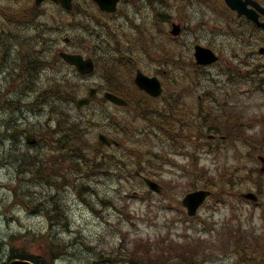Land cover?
Instances as JSON below:
<instances>
[{"label": "rangeland", "instance_id": "374dc122", "mask_svg": "<svg viewBox=\"0 0 264 264\" xmlns=\"http://www.w3.org/2000/svg\"><path fill=\"white\" fill-rule=\"evenodd\" d=\"M6 1L13 16L0 12V263L8 261L11 250L18 248L40 255L46 264H140L149 254L140 257L144 250L156 255L162 253L161 249L169 255L171 264H183L187 255L190 261L199 259L195 264H247L249 257H258V247L252 251L248 243L263 245L264 236H259L264 235L262 207L240 196L254 186L253 180L243 178L245 171L251 170L250 160L255 157L257 166H262L261 135H256L255 141L225 138L219 142V152L211 153L203 147L207 133L199 134L196 129V140L177 136L172 145L167 134L133 108H113L112 114L120 115L119 127L123 126L116 131L103 120L104 112L99 111L106 104L99 101L103 90L90 107H76L75 101L86 95L91 86L113 88V67L118 66L123 73L127 70L125 76L141 68L162 80L164 91L156 100L157 106L164 109L160 114L171 111L170 102L181 100L195 106L199 95L215 102L229 90L235 93V107L249 118L248 126L254 125L251 130L262 134L261 115L253 121L250 116L264 114V88L245 82L241 74L251 71L249 58L258 57L264 42L255 47L248 39L240 49L227 50L225 42L231 28L219 18L218 12L227 14L222 0H122L120 11L114 15L98 14L111 28L99 26L97 32L107 30L106 39L99 43L101 35L90 32L95 30L87 9L91 0H74L76 11L72 17L67 13L68 18L65 14L59 16L49 3L29 10L34 0ZM23 9L29 11L28 17H23L28 14ZM173 21L183 27L178 37L170 33ZM68 34L71 43L63 44ZM231 40L232 37L227 41ZM198 42L214 48L221 59L200 68L191 65L189 57ZM147 47L153 48L150 54ZM61 49L95 57L96 73L76 78L63 58L57 60ZM255 50L257 53L252 55ZM46 58L48 62H44ZM112 58L118 64H113ZM65 78L68 87L64 95L43 96L42 91L51 80L60 84ZM71 92L73 100L69 99ZM179 94L181 99L176 98ZM143 106L151 116L155 102L149 100ZM68 118L75 121L78 138L91 148L96 146L100 130L117 134L122 147L103 149L120 156L123 163L143 164L164 185L163 192H149L144 182L126 173L122 163L115 165V174L106 168L91 176L74 172L68 160H60L62 143L51 144L52 134L54 138L62 137V141L65 137L60 129L50 132V127L53 129L65 119L63 131L67 132ZM15 126L41 134L42 141L30 145L25 136L15 137ZM70 143L66 141L65 145ZM190 150H195L198 161L209 167L208 173L194 174L197 187L200 182L211 180L216 189L225 186L226 190L225 199L209 200L193 220L185 218L186 209L181 203L190 187L186 183L191 177L183 170ZM17 152L20 158L24 154L25 160L16 157ZM31 154L42 162L60 160L57 165L66 177L62 187L47 180L56 179L57 173L45 171L44 177L34 176L30 170ZM231 181L233 184L229 185ZM55 216L54 223H50L49 219ZM248 226L258 237L243 238ZM47 231L49 235L36 240ZM236 234L239 244L230 242L231 235ZM51 236L53 241L60 239L66 245H51ZM162 258L166 257L162 254Z\"/></svg>", "mask_w": 264, "mask_h": 264}, {"label": "trees", "instance_id": "16d2710c", "mask_svg": "<svg viewBox=\"0 0 264 264\" xmlns=\"http://www.w3.org/2000/svg\"><path fill=\"white\" fill-rule=\"evenodd\" d=\"M32 16H34V15L32 14ZM59 58L61 59V56H57V60ZM44 62H48L47 58L44 60ZM112 63L116 64L113 61H112ZM64 65H67L68 67H71L73 69L76 78H78L80 76L79 74H76L75 68H73L72 66H70L68 64H64ZM47 66L48 65L46 64V67ZM112 70H113L112 74H114L117 81L112 79V83L110 85L113 88H111V89L109 88V89L121 94L122 96H125L128 99L129 106L135 107V109L140 114H142L144 117H146L150 121L154 122L155 120H157L154 116L153 108H152V112L149 114L151 116H148V110L145 106H143V103L149 102L150 98L146 99L148 96L145 93L141 92V90H139L134 85V82H133L134 72L132 71V74L128 73V76H125V73L127 72V70H125L123 73L121 70L117 69V66L113 67ZM59 82H60V84L55 82V80H53V81L51 80L50 84L48 86H46L45 89L42 91L43 96L48 98L51 96V94H54V95H52L54 97H57L56 95H58V96L64 95L65 94V87H68V80L67 79L63 80V81L60 80ZM79 92L81 93L82 89H79ZM69 96H70L69 99H72V100L74 99L72 92H71V94H69ZM176 98L181 99V95L179 94L178 96H176ZM99 101L106 102L105 98L102 96L99 97ZM176 102L180 103L179 100H176ZM99 111L104 112L103 120L105 119L109 123V125H112L116 129V131L120 130L119 123L114 122V120H112V118H111L112 116H110V117L106 116V115H108V113H105V104L100 106ZM173 111L176 114H180L176 117L177 121L184 122L187 120L185 115H181L180 109H177L176 107H174ZM61 116L63 117L64 115L61 114ZM68 123H69V125L67 128V132H65V135L63 136L65 138L63 141L61 140L62 141L61 142L62 148H63V152L61 153V155L64 153H66V154L70 153L71 157L69 159H66L62 155V156H60V160L61 159L68 160V162L70 163V167L74 170V172L80 171L85 176H91V175H95V174H98V173L105 171V168H106V169H109L112 174H115L116 169H117V167L115 165L120 166V163H122V165L127 168L126 170L129 171L132 175H134L135 170L134 169L132 170V168L135 166V164L130 165L127 163H123L122 158L120 156H118L114 153H107L106 150L103 149L105 147V145L102 144L100 141H96V146L94 148H91L88 145H86L84 141L82 143V141H81L82 139L78 138L77 130L75 129V121L73 119L68 118ZM106 131H109V130H106ZM109 133H110V131H109ZM240 133H242L241 129H240ZM115 136L119 137L117 134ZM118 140H119L120 144H122L121 139L118 138ZM66 141L72 142V145H71V143L68 146L65 145ZM134 151H136V150H134ZM111 154L118 157L120 160L113 159ZM137 154L140 155L139 152H137ZM31 158L33 161L30 164V170L33 173H35L34 176L44 177L43 173H45V171H47V173L48 172L49 173H57L58 177L56 179L50 178V179H48V181L54 182L55 186H57V187H62L61 183H62V181L66 182V177H65V174L63 172L64 171L63 168H61L57 165L60 160H58L57 163L53 159H51L50 162H49V160H45L46 162H42L41 160L35 159L32 154H31ZM136 166L138 168H141V164H136ZM75 176H77V174ZM67 183H69V182H67ZM49 234H50V231H47V233L43 234L42 236H38L36 238V240L38 241V240L42 239L45 235H49ZM51 241H52L51 245L55 244L56 247H58V248H61L63 245H66L65 242L63 243L60 239H58L57 241H53L52 236H51ZM248 244L252 245V243H250V242ZM13 250H11V257L29 258V259H32L37 264H46L45 263L46 261L40 255L35 254L30 250H27L25 248H21V249L18 248L15 251H13ZM161 251H162V253L152 255L150 252H148V251L145 252V250H144L143 253L140 254V257H143L147 253H149V254H147L148 257L147 256L145 257L146 261H143L140 264H171V262H169V260H168L169 255L166 254L164 249H161ZM162 254L166 258L163 259ZM131 258L135 259L134 256H131ZM187 261H188V255L186 256L184 263H186ZM133 262H135V261H133Z\"/></svg>", "mask_w": 264, "mask_h": 264}, {"label": "water", "instance_id": "95a60500", "mask_svg": "<svg viewBox=\"0 0 264 264\" xmlns=\"http://www.w3.org/2000/svg\"><path fill=\"white\" fill-rule=\"evenodd\" d=\"M43 0H36L37 4H40ZM56 2H61L64 7L71 8L72 6V0H55ZM101 8L114 11L116 9V3L118 0H96ZM227 4L232 8L238 11L239 15L245 14L249 18L253 19L254 21H257L260 25L264 26V22L258 21V12L255 9L249 8L248 4L251 3L254 6H256L262 13H264V7H261L256 1L254 0H226ZM172 32L174 34H178L180 32V27L176 24H174V28L172 29ZM61 55L64 57L65 60L75 64L77 68L83 72H91L95 68V63L92 57L85 58L81 54H71L67 52H61ZM195 56L198 61V63L201 64H208L212 63L217 60V55L213 52L212 49L208 47H204L200 44H197L195 46ZM137 84L142 88L151 93L152 95H159L162 92V85L160 80L156 76H148L145 73L142 72L141 69H138L137 75L135 78ZM96 88H91L89 90L88 96L81 97L76 100V104L78 106H83L86 104H89L91 101V98L96 93ZM105 97L117 104H125L126 101L110 92L105 93ZM99 138L104 143H110L107 136L103 133L99 135ZM29 142H31V138L28 139ZM116 143V142H115ZM147 183L150 185L151 188L160 190V186L146 178ZM209 194V191L205 190H197L194 192H191L187 194V196L184 198L183 202L185 205L189 208V213L194 214L196 212L197 207L200 203L203 202L205 197ZM247 197H253L255 198V195L253 193L245 194ZM10 264H33L28 260H14Z\"/></svg>", "mask_w": 264, "mask_h": 264}, {"label": "bare ground", "instance_id": "6f19581e", "mask_svg": "<svg viewBox=\"0 0 264 264\" xmlns=\"http://www.w3.org/2000/svg\"><path fill=\"white\" fill-rule=\"evenodd\" d=\"M207 79H209V78H207ZM23 94H26V92L24 91L23 92ZM18 99H20L19 98V96H17V95H15ZM10 102V101H9ZM63 124V126H62V128H61V125ZM65 124H67V120H65V119H62V120H59V125H58V123L55 125V127L52 129L50 126V129L52 130V131H50V132H52L53 133V131H55V129H60L61 130V134L64 136L65 135V132L63 131V128H64V125ZM60 126V127H59ZM49 127H48V130L46 129V132H49ZM14 136L15 137H19V136H25V138L28 140L29 138H31V142H28L30 145H35L36 144V142H40V141H42V137H41V134L39 135V133H37V134H33L31 131H28V130H25L24 128H22V127H18V126H15L14 127ZM42 131H45V128L44 129H42ZM58 133V132H57ZM219 134V136L220 137H222L223 139H227V138H230V136L229 135H227V134H225V133H221V132H219L218 133ZM52 137H53V141H52V145H57L58 143H61V139H62V137H58V138H54V136H53V134H52ZM235 138H238V139H242V140H248L249 139V136L247 135V134H245V133H243V134H239V135H237ZM43 143H45L44 141H43ZM9 150L8 149H6V152H8ZM6 152H4V153H6ZM17 154H19V156H16V157H18L20 160H25V155L24 154H22L21 153V158H20V152H17ZM66 159H69L70 157H71V155H70V153L69 154H66V153H64V154H62ZM50 179V178H49ZM52 179V178H51ZM148 179H150V180H152V181H154V182H156L159 186H160V190H156V189H153V188H151L150 187V185L147 183V181H146V179H142V182H144V183H146L147 184V187H148V189H149V192L150 191H152V192H156V193H158L159 191H163L164 190V185L162 184V183H160V182H158L157 180H155V178L154 177H149ZM48 180V179H47ZM164 183V182H163ZM164 184H166V183H164ZM259 199L260 200H263L264 201V195H262V196H260L259 197ZM245 200H248V201H250L251 203H254L252 200H249V199H245ZM188 216V215H187ZM191 218H195V216H190ZM56 220V216L55 217H53V218H50L49 219V222L50 223H54V221Z\"/></svg>", "mask_w": 264, "mask_h": 264}, {"label": "flooded vegetation", "instance_id": "af4514ba", "mask_svg": "<svg viewBox=\"0 0 264 264\" xmlns=\"http://www.w3.org/2000/svg\"><path fill=\"white\" fill-rule=\"evenodd\" d=\"M259 59L264 61V53L261 54V56L259 57ZM258 76H262L263 80H264V67L262 68V70H258L257 72ZM22 114H24V110L22 109ZM22 116V115H21Z\"/></svg>", "mask_w": 264, "mask_h": 264}]
</instances>
